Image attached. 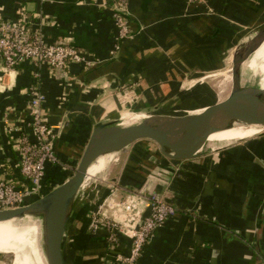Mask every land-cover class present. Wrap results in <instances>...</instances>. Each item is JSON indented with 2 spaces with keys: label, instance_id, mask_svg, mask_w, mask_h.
<instances>
[{
  "label": "crops",
  "instance_id": "obj_1",
  "mask_svg": "<svg viewBox=\"0 0 264 264\" xmlns=\"http://www.w3.org/2000/svg\"><path fill=\"white\" fill-rule=\"evenodd\" d=\"M114 4L0 0V17L38 12L49 40L66 41L85 57L59 74L31 62L7 70L0 59V179L19 178L16 136L8 128L24 120L25 132L30 131L26 105L32 83L44 96L48 123L58 128L54 146L59 163L53 167L66 170L96 125L134 117L131 107L148 112L151 93L180 80L195 85L202 74L221 70L246 29L264 16V0H130V35L117 41ZM183 84L171 95H178ZM204 86L211 91V85ZM209 93L208 101L196 106L222 100ZM169 98L168 93L152 107ZM136 142L119 150L127 152L113 159L116 166L122 160L116 171L107 165L106 186L89 183L85 197L99 190L103 198L109 192L113 205L126 195L147 199L157 193L176 205V214L156 228L137 264H264V131L183 159L164 156L154 142ZM113 210L105 215L112 217ZM88 212L75 208L71 213L64 264H115L114 254L128 253L129 238L121 235L116 244L108 243L104 229L89 228Z\"/></svg>",
  "mask_w": 264,
  "mask_h": 264
},
{
  "label": "built area",
  "instance_id": "obj_2",
  "mask_svg": "<svg viewBox=\"0 0 264 264\" xmlns=\"http://www.w3.org/2000/svg\"><path fill=\"white\" fill-rule=\"evenodd\" d=\"M129 1L115 0L113 20L117 41L130 35ZM188 2L206 4L208 0ZM41 21L38 12L30 17L21 14L10 19L0 17V59L5 69H17L21 64L31 62L35 66L47 64L59 74L73 63L85 61L81 51L72 44L63 40H49L42 31ZM27 94L26 124L30 131L25 132L24 120L8 128L16 136L19 178L0 179V210L20 207L40 197L47 169L59 163L54 146L58 128L48 123L44 96L39 85L32 83ZM84 183L81 190L85 187ZM110 188L111 192L114 191V187ZM85 191L86 188L82 193L85 194ZM99 193L97 190L100 201L88 212L89 228L92 232L104 229L106 239L112 245L118 242L121 235L129 238L128 253L114 254V261L115 264H137L144 245L156 228L176 214V205L157 193H151L147 199L138 193L126 195L123 200L112 205V193L108 192L103 198ZM113 206V216L108 218L106 210Z\"/></svg>",
  "mask_w": 264,
  "mask_h": 264
},
{
  "label": "water",
  "instance_id": "obj_3",
  "mask_svg": "<svg viewBox=\"0 0 264 264\" xmlns=\"http://www.w3.org/2000/svg\"><path fill=\"white\" fill-rule=\"evenodd\" d=\"M264 32V17L254 26L232 55L230 89L214 103L178 115L152 114L123 124L122 120L96 125L81 152L75 171L62 183L26 205L0 210V222L21 216L41 221L40 251L44 264H64L63 240L76 198L90 176L88 169L99 157L117 152L138 140H151L172 159L191 157L196 142L213 132L235 125H257L264 131V88L242 85L239 58L255 52L253 40ZM250 76V75H249ZM257 134V133H256Z\"/></svg>",
  "mask_w": 264,
  "mask_h": 264
},
{
  "label": "rangeland",
  "instance_id": "obj_4",
  "mask_svg": "<svg viewBox=\"0 0 264 264\" xmlns=\"http://www.w3.org/2000/svg\"><path fill=\"white\" fill-rule=\"evenodd\" d=\"M264 17V16H263ZM262 19V18H261ZM260 19V20H261ZM259 20V21H260ZM258 21V22H259ZM254 28V26H252L251 28L246 29V33L245 35L242 37V39L240 40L239 44L237 46L232 47L231 52L228 53L227 56V61L224 64L223 68L221 70H217L216 72H210V73H205L202 74L201 76L197 77L198 82L194 84V82H190L192 81L191 79H189L188 81L190 83H187L185 81L187 80H180L178 82L172 83L169 86H166L167 89L163 90L162 92L153 94L151 93V97H149L151 99V104L148 106V112H144V113H138V106H135L134 108L131 107L130 109H133L131 111H134L136 114L135 116H140L142 114H161V115H178L182 112H185L187 110H192L195 107H198L196 105L206 102L208 101L209 97H210V93L215 97L214 100L218 99L220 100L221 98L223 99L224 96H227V94L229 93V89H230V77H231V66H232V55L235 51V49L243 42V40H245V37L252 31V29ZM255 61V56L253 55L251 58H249L248 60L244 61L243 59H240V67L238 68V70L240 71V73L242 74V78H243V84H247V82L249 81V79L251 80V84L252 86H258V80H259V72L256 73H252V65L253 62ZM250 75V76H249ZM201 80V81H200ZM182 83H184L182 85V88L180 90V93H178V95H171V93H174V90L176 88H178ZM204 84H208L211 85L210 89L211 91L207 88H205ZM193 85V86H192ZM192 86V87H189ZM203 88V90H202ZM169 93L170 98L168 100L165 101V103L161 104L159 107L157 106L156 108H153V105H156L160 103V101L162 100V98ZM146 108V107H144ZM142 108V109H144ZM126 118V117H125ZM128 118V117H127ZM258 134V133H257ZM146 143L149 144V142H147V139H143ZM151 141V140H150ZM153 141H151L152 143ZM154 144V143H152ZM155 146L158 147V145ZM128 150L131 148V145H129ZM159 148V147H158ZM127 152V149L122 150V151H117L113 154V158L112 160L109 162V165H113L114 164V160L113 159H117V158H121L122 156H124ZM80 158V157H79ZM79 158L76 159V162H74V164H72V166L70 168H67L66 170H60L58 178L55 179L56 181H54V185H58L60 183H62L67 177H69L76 168V165L79 161ZM121 159L118 162V165L116 166L115 171L117 170L119 164H121ZM54 165H52L51 167H53ZM107 168V167H106ZM105 168V169H106ZM104 169V170H105ZM101 172L99 169H97L95 174H91L85 181L84 185V189L86 188V186L90 183H92V188L95 186V188H99V187H104L107 184V178L108 176H106V172L105 171ZM112 173L113 175L115 174ZM115 176V175H114ZM89 184V185H90ZM46 187L48 188V191L51 190L50 184L47 182ZM55 186H53L54 188ZM94 188V190H95ZM84 189H80V192L78 193V196L76 198L75 204L73 206V209L77 208V209H84V212L87 209H92L94 208L98 203V194H96L95 191V196L93 195L92 197H90L91 199L88 200V198L85 197L86 193L83 194L82 191ZM47 191V192H48ZM92 192V190H91ZM45 194V190L44 192H42V195ZM83 194V195H82ZM41 195V196H42ZM39 198V197H38ZM73 213V211H72ZM39 228L41 229V221L39 219ZM41 230H39L40 232ZM39 237H40V233H39ZM5 239H12L14 241L17 242H28V238H24V237H6ZM39 243H40V238L38 239ZM0 264H22L21 260H20V254L17 250L15 249H6V250H0ZM29 264H32V262H30L29 260Z\"/></svg>",
  "mask_w": 264,
  "mask_h": 264
},
{
  "label": "bare ground",
  "instance_id": "obj_5",
  "mask_svg": "<svg viewBox=\"0 0 264 264\" xmlns=\"http://www.w3.org/2000/svg\"><path fill=\"white\" fill-rule=\"evenodd\" d=\"M253 45L256 50L252 54V56H255V61L252 65V73L259 72L260 76L257 84L264 88V32L253 40ZM240 59L242 58L240 57L239 60ZM250 84L251 80L249 79L246 85ZM242 85L245 86L243 81ZM150 115L151 114H142L131 118H123L122 123L129 124L137 122L139 119H146ZM260 130V127L257 125H235L227 129L213 132L210 135L199 139L190 154L194 156L208 152L213 148L222 147L250 137L258 133ZM114 153L115 152L105 154L93 162L88 169V175L95 174L97 169H99L100 172L101 169L104 170L112 160ZM39 230V218L36 216H21L0 222V250H17L20 254L22 264H29V260L32 264H44L40 251V243L38 241L40 238ZM9 236L28 238V242H17L12 239H5Z\"/></svg>",
  "mask_w": 264,
  "mask_h": 264
},
{
  "label": "trees",
  "instance_id": "obj_6",
  "mask_svg": "<svg viewBox=\"0 0 264 264\" xmlns=\"http://www.w3.org/2000/svg\"><path fill=\"white\" fill-rule=\"evenodd\" d=\"M147 142H149V144H152L151 143V141L150 140H146ZM142 142H145L144 140H141V141H138V142H136L135 144H137V145H140V144H142ZM146 143V142H145ZM144 143V144H145ZM141 147V146H140ZM59 170H58V168H54V167H50L49 169H47V172H46V178H45V182H50V189H52L53 188V186H56V185H54V181H56L55 179H57L58 178V175H59ZM44 190H45V193H47V191H48V188L47 187H45L44 189H43V192H44ZM50 191V190H49ZM38 197H36L35 199H37ZM34 199V200H35Z\"/></svg>",
  "mask_w": 264,
  "mask_h": 264
}]
</instances>
